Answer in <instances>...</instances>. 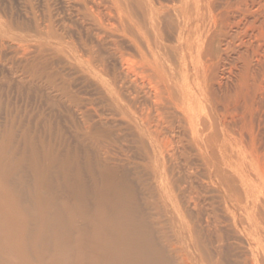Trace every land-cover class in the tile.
Returning <instances> with one entry per match:
<instances>
[{
    "label": "rangeland",
    "instance_id": "1",
    "mask_svg": "<svg viewBox=\"0 0 264 264\" xmlns=\"http://www.w3.org/2000/svg\"><path fill=\"white\" fill-rule=\"evenodd\" d=\"M0 142L27 196L33 146L48 200L74 203L63 165L90 187L106 169L159 243L180 213L207 251L264 264V0H0Z\"/></svg>",
    "mask_w": 264,
    "mask_h": 264
},
{
    "label": "bare ground",
    "instance_id": "2",
    "mask_svg": "<svg viewBox=\"0 0 264 264\" xmlns=\"http://www.w3.org/2000/svg\"><path fill=\"white\" fill-rule=\"evenodd\" d=\"M31 149L32 170L38 185L33 198L11 180L10 173L21 167L25 157L15 162L0 142V189L5 188L19 207H12L14 210L9 212L11 222L0 207V264H246L227 258L222 251H207L202 242L193 241L194 234L190 228L187 230L180 213L172 222L179 228L175 233L176 242L173 243L167 231H162L165 241L159 243L155 236L159 228L139 214L133 195L106 169L100 176L91 173L90 187L82 181L80 169L75 170L73 182L67 172L70 167L63 165V180L70 187L74 203L54 197L48 200L42 190L48 173L42 172L39 166V150L33 146ZM83 216H87L88 223L81 224ZM6 230H19V234L21 231L17 239L13 238L21 255L12 252Z\"/></svg>",
    "mask_w": 264,
    "mask_h": 264
}]
</instances>
